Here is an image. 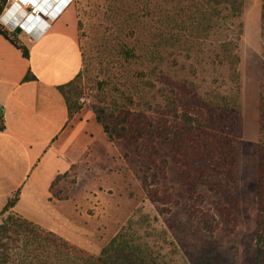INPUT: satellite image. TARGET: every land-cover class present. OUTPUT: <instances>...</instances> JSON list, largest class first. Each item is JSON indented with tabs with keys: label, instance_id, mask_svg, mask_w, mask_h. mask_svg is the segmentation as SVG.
Wrapping results in <instances>:
<instances>
[{
	"label": "rangeland",
	"instance_id": "374dc122",
	"mask_svg": "<svg viewBox=\"0 0 264 264\" xmlns=\"http://www.w3.org/2000/svg\"><path fill=\"white\" fill-rule=\"evenodd\" d=\"M164 1H73L71 6L78 18V41L84 53V65L81 75L65 89L71 102L70 120L54 142L71 160L69 169L52 185L49 200L54 205L51 212L55 214L52 218L47 215L48 209L41 206L21 205V211L30 210L43 222L28 218L15 210L20 194L16 206L2 216V220L10 214L28 219L95 256L117 234L127 231L169 264H264L256 245L262 137L260 97L264 82L263 0H244L243 13L238 20L243 24L239 65L240 204L233 229H205L201 212L193 213V210L209 208L215 198L211 196L202 204L198 199L189 201L182 197V166L173 163L165 149L151 166L152 162L140 155L136 146L119 137L111 139L97 119L104 107L126 102L123 91L144 93L146 101L151 99L147 83L156 78L151 77L149 64L143 57L153 49V9ZM181 55L177 54L178 64L173 68L168 62L164 66L169 70L166 73L172 75L171 86L180 95L182 92L173 84L176 70H184L181 80L202 85L199 93L214 79L222 75L228 77L226 67L200 64L198 60L188 59L186 52ZM143 69L149 73L145 78L141 76ZM188 100L198 103L196 95ZM151 145L148 141L147 146ZM164 159L170 160L166 168ZM147 176L150 185L145 182ZM156 191L160 193V200Z\"/></svg>",
	"mask_w": 264,
	"mask_h": 264
},
{
	"label": "trees",
	"instance_id": "16d2710c",
	"mask_svg": "<svg viewBox=\"0 0 264 264\" xmlns=\"http://www.w3.org/2000/svg\"><path fill=\"white\" fill-rule=\"evenodd\" d=\"M7 1L0 0V13ZM244 5V0H166L157 3L153 9V49L143 57L149 64L151 77L156 78V81L147 83L151 88V99L146 101L144 93L123 91L126 102L104 107L97 117L111 139L119 137L136 146L139 154L152 162L151 166L165 149L172 162L182 166V197L189 201L198 199L202 204L211 196L215 198L209 208L193 210V213L201 212L199 215L209 231H215L217 227L233 229L240 204L242 104L239 65L243 24L238 20ZM0 33L29 57V49L13 39L2 24ZM262 38L264 43V0ZM183 52L188 59L198 60L200 64L226 67L228 77L222 75L214 79L204 92L199 93L203 86L195 81L181 80L184 70H176L173 84L182 92L180 95L171 86L172 75L166 73L169 70L164 66L168 62L173 68L178 64L177 54L182 56ZM148 74L143 69L141 76L145 78ZM75 79L61 88L65 95L66 87ZM203 82L208 83L205 79ZM194 95L197 104L188 100ZM67 101L71 113L68 97ZM120 112H126L125 116ZM149 112L155 115L151 117ZM260 126L256 245L264 259V82L260 97ZM3 130L5 122L0 106V131ZM148 141L151 146H147ZM164 160L166 168L170 160ZM145 182L150 185L148 176ZM159 195L156 191L157 200H160ZM19 198L20 192L0 211V264H169L150 247L138 243L127 231L117 234L95 256L28 219L10 214L2 220Z\"/></svg>",
	"mask_w": 264,
	"mask_h": 264
},
{
	"label": "crops",
	"instance_id": "0c3cea01",
	"mask_svg": "<svg viewBox=\"0 0 264 264\" xmlns=\"http://www.w3.org/2000/svg\"><path fill=\"white\" fill-rule=\"evenodd\" d=\"M32 4L39 5L40 15L31 13ZM71 4L67 0H14L0 13V24L29 49V57L24 56L0 33V106L5 122V130L0 131V211L20 192L15 210L38 205L48 209L49 217L55 214L49 200L52 185L71 164L63 149L54 145L70 120L61 88L84 65L78 18ZM20 26L23 31L17 33ZM21 213L43 222L30 210Z\"/></svg>",
	"mask_w": 264,
	"mask_h": 264
},
{
	"label": "built area",
	"instance_id": "2783aa9c",
	"mask_svg": "<svg viewBox=\"0 0 264 264\" xmlns=\"http://www.w3.org/2000/svg\"><path fill=\"white\" fill-rule=\"evenodd\" d=\"M11 1H14V0H8V2H11ZM67 1L69 3H73L74 0H67ZM39 8H38V5H35V4L30 5L31 13L34 15H40L41 14V10Z\"/></svg>",
	"mask_w": 264,
	"mask_h": 264
},
{
	"label": "water",
	"instance_id": "95a60500",
	"mask_svg": "<svg viewBox=\"0 0 264 264\" xmlns=\"http://www.w3.org/2000/svg\"><path fill=\"white\" fill-rule=\"evenodd\" d=\"M23 31V27L22 26H20V27H18L17 29H16V32L17 33H21Z\"/></svg>",
	"mask_w": 264,
	"mask_h": 264
},
{
	"label": "snow or ice",
	"instance_id": "6c2138e0",
	"mask_svg": "<svg viewBox=\"0 0 264 264\" xmlns=\"http://www.w3.org/2000/svg\"><path fill=\"white\" fill-rule=\"evenodd\" d=\"M24 2H31V0H24Z\"/></svg>",
	"mask_w": 264,
	"mask_h": 264
},
{
	"label": "bare ground",
	"instance_id": "6f19581e",
	"mask_svg": "<svg viewBox=\"0 0 264 264\" xmlns=\"http://www.w3.org/2000/svg\"><path fill=\"white\" fill-rule=\"evenodd\" d=\"M37 4H38V3H37ZM37 4H36V5H37ZM38 8H39V5H38ZM39 9H40V8H39ZM31 21H32V20H31Z\"/></svg>",
	"mask_w": 264,
	"mask_h": 264
}]
</instances>
